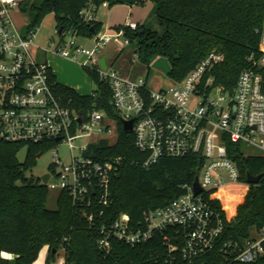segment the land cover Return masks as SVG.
I'll return each mask as SVG.
<instances>
[{"label":"built area","instance_id":"2783aa9c","mask_svg":"<svg viewBox=\"0 0 264 264\" xmlns=\"http://www.w3.org/2000/svg\"><path fill=\"white\" fill-rule=\"evenodd\" d=\"M22 1L0 0V139L21 145H68L70 162L64 163L55 151L45 186L50 192H66L84 212L101 234L98 246L105 255L113 252L116 242L134 248L168 229L183 241L185 259L211 252L224 230L221 213H225L213 203L223 202L221 195L227 188L250 186L240 181L228 144L256 151L246 156L264 157V29L260 48L248 58L250 68L241 73L234 91L219 85L213 75L214 68L224 61L217 53L198 64L182 82L152 91L147 80L111 69L105 58L106 69L101 66L104 49L115 40L124 38L116 46L119 53L130 46L125 30L110 33L103 29L84 39L93 44L92 49L79 44L83 38L75 32L63 38L56 30L58 41L51 43L54 49L44 50L35 45V32L28 31L25 36L16 23ZM80 18L85 24L98 22L96 7L88 5ZM125 28L136 31L138 24L128 20ZM49 54L97 73L111 89L117 119L94 110L84 120L73 100L54 90ZM131 121L135 146L146 155L144 168L165 158L199 156L203 160L196 178L202 193L196 196L194 184L185 185L184 194L166 208L145 211L140 226H133L130 216L123 214L99 227L96 218L103 217L112 204L111 183L124 161L120 157L104 159L89 150L102 141L109 146L117 144L119 126L124 128V123ZM76 142L86 143L78 148ZM263 256L264 228L246 243L237 260L252 264Z\"/></svg>","mask_w":264,"mask_h":264},{"label":"trees","instance_id":"16d2710c","mask_svg":"<svg viewBox=\"0 0 264 264\" xmlns=\"http://www.w3.org/2000/svg\"><path fill=\"white\" fill-rule=\"evenodd\" d=\"M148 0H29L21 3V12L30 16L27 26L36 32L43 20L54 15L56 30L64 35L73 31L78 37L89 39L103 30V24H85L81 11L88 5L96 11L104 5H143ZM156 20L163 32L140 26L132 31L125 26L130 44H136V54L148 64L154 57L170 62L169 79L182 82L198 64L212 53L224 56L213 70L219 85L234 91L241 73L250 68L248 58L258 52L264 29V0H156ZM97 85L96 96L81 95L58 82L52 73L54 90L73 100L78 114L87 119L94 110L105 111L117 119L112 106V92L99 75L85 69ZM53 145H21L0 139V252L11 254L13 260L1 259L0 264H34L42 250L49 249L47 264H53L60 250L65 264H245L237 260L246 243L264 228V157L246 156L241 145L228 144L230 157L238 166L240 181L247 183V175H262L261 182L251 186L245 203L236 218L229 222L221 213L224 230L215 248L193 260L183 256V241L175 239L173 229L155 233L145 244L134 248L115 243L113 252L105 255L98 246L101 234L92 227L84 212L78 209L66 192H60L56 208H48L50 191L39 179L28 174L36 166L38 157ZM27 148L23 163L19 154ZM104 159L120 157L124 164L111 183L112 204L96 226L109 224L119 216H130L137 227L147 210L162 209L184 194L183 186L192 185L203 166L199 156L181 159L165 158L146 169V155L135 146L132 132L119 126L117 144L107 141L92 145ZM245 188L231 187L222 193V201L229 216L235 214ZM221 212V203H213ZM175 247L172 251L169 246ZM54 252H56L54 254ZM264 264V256L255 263Z\"/></svg>","mask_w":264,"mask_h":264},{"label":"rangeland","instance_id":"374dc122","mask_svg":"<svg viewBox=\"0 0 264 264\" xmlns=\"http://www.w3.org/2000/svg\"><path fill=\"white\" fill-rule=\"evenodd\" d=\"M27 2L29 0H23L22 2ZM156 0H148L143 5H116L110 7L108 4L102 5L97 12V18L103 23L104 30L109 31L110 33L115 32V27L125 26L126 22L129 20L140 26L146 27L148 29L163 32L164 28L161 27L156 20ZM15 20L23 35H27L28 30L27 26L31 20L30 16L27 14H15ZM34 43L36 46L44 50H53L54 45L51 43H57L58 39L56 36V21L54 15L46 17L39 29L34 33ZM69 36H66L68 39ZM124 40H115L113 43L108 45L101 55L105 58L111 69H115L122 74L131 77V78H142L147 80L148 89L152 91H159L171 86L172 82L168 77L170 71V62L165 57H154L148 64L141 62L140 58H137L136 44H130L123 53H119L116 50V46L120 41ZM78 43L87 47L88 49L93 48V44L87 40L79 39ZM48 61L51 68L58 76V80L61 84L67 86H75L78 88V92L81 95H91L97 91V85L93 83L86 73L85 69L76 65H71L69 62L60 59L57 56L49 54ZM86 142H76L78 148L85 145ZM242 152L248 155H255L256 151L242 146ZM59 152V157L64 163L68 164L70 162V150L67 144L62 143L60 146H54L53 148L45 151V153L37 160L36 166L28 174L33 176L36 179H41L44 175L48 174L51 167L54 164V152ZM27 156V148H24L18 158L21 163H23ZM246 196H243L240 204L235 210L233 216H229L226 210L224 203H221V208L225 210V215L229 222L233 221L238 213L239 208L245 203L246 197L250 192L251 186H244ZM59 195V191H51L50 200L48 208L54 210L56 208V202ZM257 238L258 234H254ZM43 256L47 254V247L42 250ZM65 253L63 250H60L56 256V261L53 264H62ZM39 262L42 261V256L38 258ZM37 260V261H38Z\"/></svg>","mask_w":264,"mask_h":264},{"label":"water","instance_id":"95a60500","mask_svg":"<svg viewBox=\"0 0 264 264\" xmlns=\"http://www.w3.org/2000/svg\"><path fill=\"white\" fill-rule=\"evenodd\" d=\"M101 66L103 69H106V60L103 58L101 60ZM81 121V120H80ZM133 123L134 121H131V122H127V123H124V131L125 132H131L132 129H133ZM41 156L38 157V159L40 158ZM263 176L262 175H259V176H253L251 174H248L247 175V179H246V182L248 185L250 186H256L258 185L261 180H262ZM48 179H49V175L46 174L44 175L42 178H41V181L43 183V185H46L47 182H48ZM194 192H195V195L198 196L202 193V189L200 188L199 184H198V179H196L195 183H194ZM56 252H54L55 254Z\"/></svg>","mask_w":264,"mask_h":264},{"label":"crops","instance_id":"0c3cea01","mask_svg":"<svg viewBox=\"0 0 264 264\" xmlns=\"http://www.w3.org/2000/svg\"><path fill=\"white\" fill-rule=\"evenodd\" d=\"M99 21V20H98ZM99 22H101V21H99ZM102 23V22H101ZM103 24V23H102ZM103 29H104V26H103ZM60 59H62V58H60ZM62 60H65V61H67V62H69L71 65H76V66H79V67H81L80 65H78V64H76V63H74V62H72V61H70V60H67V59H62ZM51 67V66H50ZM52 69V68H51ZM52 72H53V74L57 77V80H58V76H57V74L54 72V70L52 69ZM58 82H59V80H58ZM60 83V82H59ZM65 86H67V85H65ZM68 87H70V88H72V89H74V90H76L77 92H78V88H76L75 86H68ZM48 252H49V249L47 248V254H44V256H43V254H40V256H42V261H41V263L39 262V260L38 261H36L34 264H46L47 263V258H48ZM42 253V252H41ZM13 256L11 255V254H8V253H2V252H0V260L1 259H6V260H13ZM62 264H65V259H63V263Z\"/></svg>","mask_w":264,"mask_h":264}]
</instances>
